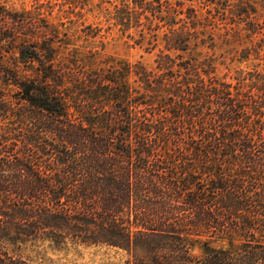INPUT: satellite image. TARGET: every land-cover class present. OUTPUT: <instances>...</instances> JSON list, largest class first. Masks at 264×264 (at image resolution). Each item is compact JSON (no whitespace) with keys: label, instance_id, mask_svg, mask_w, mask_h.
Masks as SVG:
<instances>
[{"label":"trees","instance_id":"1","mask_svg":"<svg viewBox=\"0 0 264 264\" xmlns=\"http://www.w3.org/2000/svg\"><path fill=\"white\" fill-rule=\"evenodd\" d=\"M90 1L51 3L81 15ZM100 3L115 8L108 30L138 33L136 44L158 50L152 65L85 69L57 59L55 26L32 44L12 29L17 61L0 64V264H34L7 250L9 235L20 246L113 247L127 264H264V68L220 75L215 55L194 52L212 25L192 9L190 22L178 20L184 3ZM34 17L0 12L13 23ZM247 26L241 61H257L264 37L255 21ZM42 153L59 168L36 164Z\"/></svg>","mask_w":264,"mask_h":264},{"label":"rangeland","instance_id":"2","mask_svg":"<svg viewBox=\"0 0 264 264\" xmlns=\"http://www.w3.org/2000/svg\"><path fill=\"white\" fill-rule=\"evenodd\" d=\"M176 3H184V14L178 16V20L186 19V11L194 10L198 22L212 25L207 28L206 43L194 48V52L201 57L215 55L218 58L217 68L220 75L230 73L235 75L236 70L251 69L260 64L264 68V51L261 50L259 60L241 61L243 49L250 46L246 42V36L250 34L247 26L255 21L258 31L264 37V0H174ZM226 8V14H224ZM244 10L242 16H238L240 9ZM221 9V10H220ZM246 10V11H245ZM115 8L110 3L101 5L100 0L90 1L81 15L64 14L60 7L51 0H0V12L7 14L32 12L36 17L23 23H13L10 19H0V33L5 40L0 43V53L5 54V62L0 64L12 68L17 61V48H12V29L15 34L28 40V43H42L47 35L48 28L55 26L60 30L58 37L51 38L58 48L57 59L74 58L85 69L107 68L117 61L135 63L139 60L152 65L158 50L148 52V45L143 47L136 44L140 38L138 33L130 32L134 39L122 35L118 28L108 30L106 21L112 18ZM221 11L222 13H218ZM190 12V11H189ZM235 12V14H234ZM174 12V16H175ZM236 15V16H235ZM246 15V16H245ZM249 15V17H247ZM67 17V18H66ZM234 21V22H233ZM236 21L242 22L240 33L237 31ZM113 22V20H111ZM199 22V23H200ZM214 24L217 26L215 28ZM89 26H92L90 29ZM98 28H103L97 35L87 38V33H97ZM28 29H33L32 32ZM201 30V28H200ZM85 31V32H84ZM202 31V30H201ZM200 31V32H201ZM201 38L204 36H200ZM259 38H249L252 44H256ZM254 42V43H253ZM65 43V44H62ZM37 45V44H36ZM253 58V57H252ZM33 66V64H30ZM29 65V67H30ZM9 95L11 104H15L12 95V87L1 86ZM3 120V119H2ZM4 122V121H3ZM6 123L12 120L5 121ZM42 158H34L43 170L53 171L59 167L52 160H47L43 153ZM215 247L228 246L227 242H214ZM4 246L12 254V250H19L24 257H29L34 264H127L129 259L126 252L107 246H82L67 240L64 243L46 240L36 244L13 245L12 235L5 236ZM202 244L194 246V253H202Z\"/></svg>","mask_w":264,"mask_h":264}]
</instances>
